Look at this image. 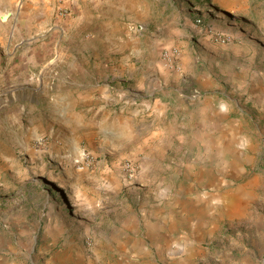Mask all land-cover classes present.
Listing matches in <instances>:
<instances>
[{
	"label": "rangeland",
	"instance_id": "obj_1",
	"mask_svg": "<svg viewBox=\"0 0 264 264\" xmlns=\"http://www.w3.org/2000/svg\"><path fill=\"white\" fill-rule=\"evenodd\" d=\"M143 2L123 19L101 2L92 19L89 0H0V264H264V54L229 61L240 38L209 24L196 0ZM248 6L264 38V0ZM198 19L230 41L211 40ZM204 37L227 48L208 51ZM173 48L178 70L163 59ZM69 72L116 84L107 110L72 109L74 136L47 108ZM43 82L39 110L29 91ZM136 103L156 119H119ZM40 137L54 139L48 155L34 147ZM83 150L94 169L73 164ZM121 204L117 216L151 225L147 237L134 224L145 239L132 252L110 238ZM86 224L91 235L75 236Z\"/></svg>",
	"mask_w": 264,
	"mask_h": 264
},
{
	"label": "crops",
	"instance_id": "obj_2",
	"mask_svg": "<svg viewBox=\"0 0 264 264\" xmlns=\"http://www.w3.org/2000/svg\"><path fill=\"white\" fill-rule=\"evenodd\" d=\"M74 1H78V0H74ZM134 1L137 3L139 1L144 3L143 0H139V1L138 0H89V3L92 4L90 5L91 12L90 11L87 12L86 15L88 16V18L93 19L95 17V12L97 11L98 5L102 2V4L105 3L110 6L109 16L112 15L111 17L114 19L116 17L123 19L124 14L130 12L132 9H135V6L130 5V3ZM196 2L199 3L196 9L200 13H202L201 15L210 16L211 19L208 21L209 24L223 31L234 33L236 36L240 38L239 43L232 45L233 47L232 51L235 52L234 54L236 56L232 58V60L230 59L228 60L233 62L235 65L237 64L239 65L240 58H236V57L241 56V58L243 57L245 58V60H249L250 65L251 64L255 65L257 63V59H259L257 52L260 51L261 53L263 52L264 54V38L261 36V33L258 31V28H256L254 25L256 21L255 18L251 16L248 6L250 0H196ZM203 2H206V4L205 5L202 4ZM140 6L142 7L141 3ZM215 8L219 9L218 13L214 12ZM81 13L83 14V12ZM100 15H102L101 11H100ZM97 16L99 17V15ZM111 24L113 25V22H111ZM191 26L193 27V24H191ZM193 30L196 33V35H198L201 32L200 29L199 30L196 29L195 25ZM104 32H108V31L106 30ZM207 38L208 37H204L201 39L197 38L199 43L206 50L215 51L217 49L224 50L227 48L210 43L209 41H207ZM246 44H250L251 49L246 48ZM64 62L65 59L63 58L62 60H60V65ZM70 64L76 66L75 59L71 60ZM80 66H82V64ZM121 69L123 68H120L117 71L124 74V70ZM78 70L79 69L76 68L77 72ZM113 71H114L113 67H110L109 70H106V74H107V76L105 75L106 78L112 75ZM77 72H75V74H73L74 72L66 73L64 75V78L61 79L60 97L57 98L60 100V103L58 104V101H55L52 105L47 106L50 112L60 116V126L62 128H66V130L72 136H74V133L76 131L75 127L78 128L76 125L78 120L74 122L73 121L74 117L72 114H70L72 109L78 108L79 112L82 113L83 115L85 113H90L91 111L96 113V110H98V112L102 110H107L106 105L108 104L109 101H110L109 104H111V98L112 95H114V89L116 85V84L112 85V82H106V84H100L98 79L93 75L90 76L89 81H85L82 79L81 76L77 74ZM45 85L46 82H43L42 84L38 83L36 87H31L29 91V95H30L29 102L34 103L35 107H38L37 109L39 110L42 109L40 108L42 107L40 105L42 103L40 98L44 96ZM52 86L55 87L56 84H52ZM122 89L124 88L122 87ZM165 99L166 98L158 97L157 101H161ZM168 104H170V101L167 103V105ZM140 105H141L140 103H136V108H134L131 111H128L129 105L127 104L119 107L118 109L121 116L119 119L134 120L138 118H144L146 116L147 117L152 116L155 117L156 119V116L158 115L155 114L156 111L155 108L150 109L149 108L150 106H146L147 108L144 109V108H140ZM113 112L117 113V111H113ZM79 124L81 125L80 121ZM37 139L38 138H36L35 140ZM53 140L54 139L52 138V142ZM51 143H49V148L52 147V146L50 147ZM60 148H61L60 153H62L63 150L64 151L70 150L71 153L77 151V148L75 146L69 149V148H64V146L60 144ZM118 209H120L121 212L125 211L123 204L110 209V212L116 211V213H114L111 216V218H108L110 220L109 224L112 223L111 224L112 229L109 231L110 238L116 240L119 244L125 245V247L128 248L130 252L135 251L137 250V247L140 246L137 244H139L141 240L144 241L145 237H143V239L137 238L136 236H134L137 234L135 233L136 231L134 232V235H132L130 233L131 232L130 230L134 228L135 226L134 224L137 222L139 223L140 227L143 229L141 236L146 235L147 237H153L152 230H150L151 225L149 222H146L144 226H142V221L140 222L138 216H134V215L130 216L122 213H120L121 216H117ZM96 218L98 217L94 216V219ZM69 219L70 220L73 219V216L72 218L69 217ZM102 223L104 222H103V217L101 216L98 225H101ZM84 231L86 233L81 232L75 234V236L89 237L91 235L89 224L85 225Z\"/></svg>",
	"mask_w": 264,
	"mask_h": 264
},
{
	"label": "built area",
	"instance_id": "obj_3",
	"mask_svg": "<svg viewBox=\"0 0 264 264\" xmlns=\"http://www.w3.org/2000/svg\"><path fill=\"white\" fill-rule=\"evenodd\" d=\"M197 26H199L202 31L209 36L211 40H214L221 44H227L230 41V37L225 33L218 32L214 30L211 26H207L203 23L201 19L196 21ZM163 59L166 66L173 70H178L180 67L181 60V52L179 49H169L163 53ZM198 96V92L193 95L194 97ZM35 147L37 148V152L40 154L48 155L50 152L49 148V140L46 137H40L35 141ZM95 158L86 150H83L78 157H74L72 159L73 164L77 167L78 170L84 171L89 169H94ZM122 170L127 174V180H132L135 177L137 167L132 162H127L122 166Z\"/></svg>",
	"mask_w": 264,
	"mask_h": 264
},
{
	"label": "bare ground",
	"instance_id": "obj_4",
	"mask_svg": "<svg viewBox=\"0 0 264 264\" xmlns=\"http://www.w3.org/2000/svg\"><path fill=\"white\" fill-rule=\"evenodd\" d=\"M6 19V17H3V20H5Z\"/></svg>",
	"mask_w": 264,
	"mask_h": 264
},
{
	"label": "water",
	"instance_id": "obj_5",
	"mask_svg": "<svg viewBox=\"0 0 264 264\" xmlns=\"http://www.w3.org/2000/svg\"><path fill=\"white\" fill-rule=\"evenodd\" d=\"M6 18H7V16H6Z\"/></svg>",
	"mask_w": 264,
	"mask_h": 264
}]
</instances>
